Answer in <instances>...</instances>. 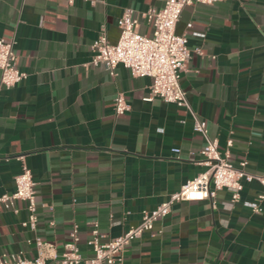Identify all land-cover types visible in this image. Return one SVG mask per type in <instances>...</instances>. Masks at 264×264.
Listing matches in <instances>:
<instances>
[{"label": "crops", "instance_id": "obj_1", "mask_svg": "<svg viewBox=\"0 0 264 264\" xmlns=\"http://www.w3.org/2000/svg\"><path fill=\"white\" fill-rule=\"evenodd\" d=\"M164 0H0V38L14 41L27 77L0 86V197L16 188L27 166L36 183L38 226L21 225L18 212L0 201V248L37 254L35 237L54 243L58 254L79 225V247L91 257V231L101 241L140 223L188 180L206 170V144L185 108L161 98L146 100L152 79L123 65L111 75L92 65L93 42L105 30L115 44L119 19L133 8L136 30L151 35L143 16ZM191 24V26H189ZM176 32L187 34L191 58L181 85L219 149L247 171L264 172V0H222L184 8ZM201 52H198L197 50ZM1 77V70H0ZM122 93L130 110L117 115ZM179 148V152L173 151ZM264 191L246 182L241 197L219 190L213 199L175 203L152 231L126 248L125 264H264Z\"/></svg>", "mask_w": 264, "mask_h": 264}, {"label": "built area", "instance_id": "obj_2", "mask_svg": "<svg viewBox=\"0 0 264 264\" xmlns=\"http://www.w3.org/2000/svg\"><path fill=\"white\" fill-rule=\"evenodd\" d=\"M218 1L222 0H164L161 8L152 7L143 13L153 27L151 35L141 34L136 30L138 19L135 17V10L125 8L118 22L120 27L118 42L111 43L105 30H102L92 45L94 51L92 65L103 64L111 75H116V68L121 64L128 68L133 76L149 77L152 84L146 100L152 101L158 97L185 108L192 115L194 130L201 133L206 140L201 161L206 170L188 180L156 208L144 210L138 225L130 227L113 239L102 242L99 224L95 223L89 240L93 250L91 257L82 255L79 247V225L74 224L70 239L65 243L61 254H58L54 243L36 236L35 257L28 258L23 252L9 253L0 248V264H125L127 246L152 231L154 223L167 216L175 203L184 200L213 199L217 191L223 189L231 191L233 201H237L241 197L244 184L255 180L264 188V172L255 174L247 171L246 160L238 165L231 161L232 140H229L227 149L224 151L219 149L218 140L212 139L209 135L207 121L197 116L188 100L187 92L181 85V73L191 58V50L187 34L176 32L177 23L186 6L194 3L213 4ZM197 51L201 52L199 49ZM0 70V86L4 89L16 86L28 75L18 66L13 40L0 38ZM114 108L117 115L130 110V103L124 94L119 93L115 97ZM173 151L178 153L179 148H174ZM15 184L14 192L2 195L0 201L6 209L14 212H18L16 207L18 200L26 202L28 217L21 225L35 231L39 220L36 183L32 171L27 166L15 176ZM262 199L264 191L258 194L257 202L252 204L254 211L261 212Z\"/></svg>", "mask_w": 264, "mask_h": 264}]
</instances>
